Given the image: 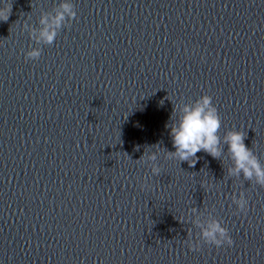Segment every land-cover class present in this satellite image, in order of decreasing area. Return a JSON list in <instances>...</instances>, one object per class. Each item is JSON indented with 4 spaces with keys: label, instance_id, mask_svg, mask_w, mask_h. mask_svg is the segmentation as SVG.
<instances>
[{
    "label": "water",
    "instance_id": "95a60500",
    "mask_svg": "<svg viewBox=\"0 0 264 264\" xmlns=\"http://www.w3.org/2000/svg\"><path fill=\"white\" fill-rule=\"evenodd\" d=\"M11 2L0 21V264H264V187L227 175L226 146L223 163L203 151L193 167L165 158L173 105L207 94L218 135L242 131L264 165V0H71L76 18L51 45L23 25L39 27L61 0ZM144 151L159 153V176L137 161ZM240 192L246 214H234ZM191 207L221 220L232 246L190 251Z\"/></svg>",
    "mask_w": 264,
    "mask_h": 264
},
{
    "label": "clouds",
    "instance_id": "9594fccd",
    "mask_svg": "<svg viewBox=\"0 0 264 264\" xmlns=\"http://www.w3.org/2000/svg\"><path fill=\"white\" fill-rule=\"evenodd\" d=\"M11 0H0V21L7 22L11 15ZM75 6L71 0H61L50 12H42L39 17V27H33L25 23L23 28L27 31L29 38L36 45H51L62 28L69 27V22L76 18ZM40 47H32L25 53L26 59L38 60L41 56ZM176 119L169 126L174 151L166 152V159H174L187 162L190 167L195 166L198 152H205L214 159L223 163L225 152L231 161L226 168L229 177H242L244 180L264 187V165L251 148L246 147L244 140L246 134L239 130H228L223 137L218 135L221 127V119L216 107L212 103V97L204 94L190 103H179L173 105V112ZM157 146V145H154ZM159 153L157 151H144L137 160L146 164L153 176L161 174V167L157 164ZM141 184V187H146ZM203 187V182L201 184ZM235 205L234 214H246L248 200L243 192L231 196ZM192 215L191 224L199 230L197 239L191 238V229H188L189 238L186 240L190 251L198 252L201 244L211 245L217 248L231 247L233 240L223 222L218 220L211 212H198L197 208H189ZM182 222V221H181Z\"/></svg>",
    "mask_w": 264,
    "mask_h": 264
}]
</instances>
